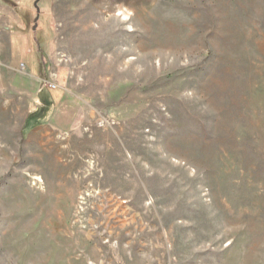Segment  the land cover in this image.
I'll return each mask as SVG.
<instances>
[{"label": "rangeland", "instance_id": "obj_1", "mask_svg": "<svg viewBox=\"0 0 264 264\" xmlns=\"http://www.w3.org/2000/svg\"><path fill=\"white\" fill-rule=\"evenodd\" d=\"M0 264H264V0H0Z\"/></svg>", "mask_w": 264, "mask_h": 264}, {"label": "water", "instance_id": "obj_2", "mask_svg": "<svg viewBox=\"0 0 264 264\" xmlns=\"http://www.w3.org/2000/svg\"><path fill=\"white\" fill-rule=\"evenodd\" d=\"M35 7H36V5H34ZM36 11L38 12V9H37V7H36ZM37 20H38V16L36 17V19L34 20V23H36L37 22Z\"/></svg>", "mask_w": 264, "mask_h": 264}]
</instances>
